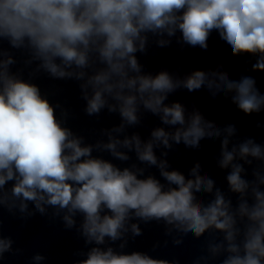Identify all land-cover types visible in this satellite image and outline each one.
I'll use <instances>...</instances> for the list:
<instances>
[{
  "label": "clouds",
  "instance_id": "clouds-1",
  "mask_svg": "<svg viewBox=\"0 0 264 264\" xmlns=\"http://www.w3.org/2000/svg\"><path fill=\"white\" fill-rule=\"evenodd\" d=\"M213 33L232 57L253 58L250 73L264 74V0H0V262L25 252L4 235L7 211L21 220L38 213L74 230L84 248L72 264H181L126 251L144 235L141 223L153 222L165 239L152 251L169 239L180 246L191 234L203 241L191 264H264V143L169 101L180 90H204L223 94L245 116L259 115L264 92L256 77L233 78L224 63L183 76L180 66L153 73L139 59L153 44L206 52ZM42 74L75 81L86 116L99 120L106 111L120 122L93 130L99 138L89 142L68 126L71 110L34 82ZM146 115L162 126L147 139L125 134ZM205 140L219 141L227 191L199 160L185 174L168 159L178 146L199 150ZM129 153L138 163L122 167ZM47 259L35 252L30 264Z\"/></svg>",
  "mask_w": 264,
  "mask_h": 264
}]
</instances>
